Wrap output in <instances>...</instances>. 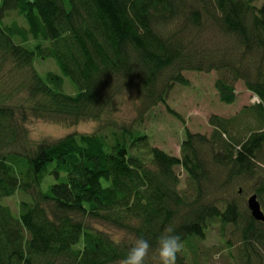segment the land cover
I'll list each match as a JSON object with an SVG mask.
<instances>
[{
	"label": "trees",
	"instance_id": "obj_1",
	"mask_svg": "<svg viewBox=\"0 0 264 264\" xmlns=\"http://www.w3.org/2000/svg\"><path fill=\"white\" fill-rule=\"evenodd\" d=\"M38 59L61 73H40ZM189 71H215L225 104L236 102L239 81L262 102L212 115L210 135L186 129L177 157L136 124L175 84L188 85ZM124 96L131 123L114 116ZM31 119L98 127L36 141ZM245 188L264 211V2L0 0V264H119L137 237L155 249L167 227L182 238L177 264L190 255L204 264L200 245L216 226L233 264H264V222ZM19 190L32 200L23 195L14 211L3 199ZM89 221L131 239L116 243ZM157 261L153 251L148 264Z\"/></svg>",
	"mask_w": 264,
	"mask_h": 264
},
{
	"label": "rangeland",
	"instance_id": "obj_2",
	"mask_svg": "<svg viewBox=\"0 0 264 264\" xmlns=\"http://www.w3.org/2000/svg\"><path fill=\"white\" fill-rule=\"evenodd\" d=\"M264 0H253L255 5H262ZM22 21V20H20ZM215 41V40H213ZM39 61V62H38ZM36 64L37 70L44 74L49 70L61 73L53 59L43 61L38 59ZM184 76L188 80V85L180 83L175 84L169 91L166 103H160L154 107L142 120L136 124L137 128L149 136V141L167 153L174 156H181V145L185 139L186 129L193 133H202L210 135L213 126L210 125V117L219 115L223 117H233L241 111V109L252 104V98L255 94L248 91L242 81L236 85L237 100L233 104H225L220 101L218 91L215 87L218 74L215 71L205 72H184ZM65 92L68 94H76L78 89L69 77H65ZM122 103H118V110L114 116L120 121L131 123L136 118L134 112V103L123 97ZM168 106L181 115V119L169 112ZM31 137L36 141L49 140L54 141L70 133H92L98 123L94 121L81 122L75 126H63L40 119H31L27 124ZM182 182L181 187H185L187 173L181 168H177ZM53 182V178L48 176L43 184V190L47 191L48 186ZM246 192H242L241 196H246V202L252 194V190L245 188ZM237 190L238 187H237ZM242 191V189H240ZM18 194H20L18 196ZM22 194V195H21ZM254 194V193H253ZM27 197L26 201L32 198L27 193L19 190L14 196L3 199V203L8 204L14 211L18 208L19 203ZM89 224L100 230L109 233L117 239L124 236L130 240L131 237L125 232L117 230L107 224L89 221ZM232 228L228 230V238L231 236ZM232 237V236H231ZM227 250L222 248V240L218 232V226L212 228L207 235L206 240L201 243L198 252L200 262L204 264H233V260L228 257ZM189 263L192 264L193 256L190 255ZM157 264H160L157 261Z\"/></svg>",
	"mask_w": 264,
	"mask_h": 264
},
{
	"label": "clouds",
	"instance_id": "obj_3",
	"mask_svg": "<svg viewBox=\"0 0 264 264\" xmlns=\"http://www.w3.org/2000/svg\"><path fill=\"white\" fill-rule=\"evenodd\" d=\"M124 239L126 237L119 236L115 242L120 243ZM153 251L156 252L160 264H177L178 254L183 251L181 235L172 227L165 228L158 238L155 249L148 239L143 236L137 237L119 264H148Z\"/></svg>",
	"mask_w": 264,
	"mask_h": 264
},
{
	"label": "water",
	"instance_id": "obj_4",
	"mask_svg": "<svg viewBox=\"0 0 264 264\" xmlns=\"http://www.w3.org/2000/svg\"><path fill=\"white\" fill-rule=\"evenodd\" d=\"M248 207L251 211L252 216L258 220L264 222V211L262 209V205L258 199L257 194H252L249 196L248 200Z\"/></svg>",
	"mask_w": 264,
	"mask_h": 264
},
{
	"label": "built area",
	"instance_id": "obj_5",
	"mask_svg": "<svg viewBox=\"0 0 264 264\" xmlns=\"http://www.w3.org/2000/svg\"><path fill=\"white\" fill-rule=\"evenodd\" d=\"M251 102H252L253 104H259V103H261L262 101H261V99H260L259 96L254 95L253 98H252V101H251Z\"/></svg>",
	"mask_w": 264,
	"mask_h": 264
}]
</instances>
